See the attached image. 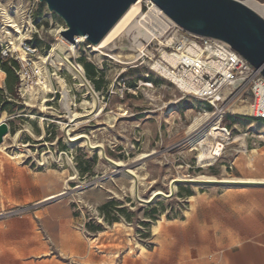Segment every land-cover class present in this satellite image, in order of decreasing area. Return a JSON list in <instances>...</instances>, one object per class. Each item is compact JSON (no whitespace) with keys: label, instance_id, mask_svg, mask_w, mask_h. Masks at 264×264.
Segmentation results:
<instances>
[{"label":"rangeland","instance_id":"rangeland-1","mask_svg":"<svg viewBox=\"0 0 264 264\" xmlns=\"http://www.w3.org/2000/svg\"><path fill=\"white\" fill-rule=\"evenodd\" d=\"M140 8L145 11L143 3ZM65 28L38 0H0V118L4 114L9 127L0 150V264H264V187L180 182L171 196L147 205L122 176L131 169L140 177L142 200L155 191L168 194L177 177L264 179V122L249 114L248 86L215 110L181 93L151 65L134 62L142 37L135 30L98 51L85 40L69 50V62L83 69L99 105L70 129L65 106L88 114L93 98L55 58L54 48L68 51ZM24 46L36 53L26 54ZM5 60L19 64L13 94L6 90ZM195 118L199 126L190 133ZM223 126L229 133L224 149L203 169L200 144L206 149L212 129ZM68 133L86 134L124 166L116 170L97 150L71 147ZM5 152L21 157L9 160ZM189 194L197 197L188 200ZM51 195L59 196L44 201Z\"/></svg>","mask_w":264,"mask_h":264},{"label":"water","instance_id":"water-1","mask_svg":"<svg viewBox=\"0 0 264 264\" xmlns=\"http://www.w3.org/2000/svg\"><path fill=\"white\" fill-rule=\"evenodd\" d=\"M60 17L65 29L61 36L75 43L77 36L98 45L121 19L129 7L138 0H38ZM173 24L198 37L211 38L228 44L264 79V18L237 0H151ZM9 127L0 123V145ZM93 149V148H92ZM103 159L119 169L104 155ZM194 183L190 181H180ZM176 185L178 182H175ZM208 185L236 184L264 186V183L197 182ZM135 191L137 185L134 186ZM151 204L156 198L141 200Z\"/></svg>","mask_w":264,"mask_h":264},{"label":"bare ground","instance_id":"bare-ground-1","mask_svg":"<svg viewBox=\"0 0 264 264\" xmlns=\"http://www.w3.org/2000/svg\"><path fill=\"white\" fill-rule=\"evenodd\" d=\"M145 1H148V0H138L136 3L132 4L129 7V9L125 12V14L121 17V19L114 25V27L109 31V33L103 38V40L98 45H94V46L92 45V48H94L95 50L98 51L99 49H102L104 46H106L107 44H109L110 42L115 40L120 34H122L124 32L128 33L131 30H135L137 32V36H142V37L146 38L147 35H148L147 34V29L144 28L141 25L143 23L139 19V18L142 17V14H143V12L141 11L140 6ZM243 4L246 5L247 7H249L250 9H252L257 14H259L260 16H262L264 18V5H262L261 3H259L256 0H245L243 2ZM19 10H20V8H19ZM156 13H158V12L156 11ZM165 24H167V22H165ZM13 27L15 28L16 39L19 40V41H22L23 34L20 31L18 25L13 24ZM7 33H8V31H7ZM8 35L10 36V32L8 33ZM75 40H76L75 43H68V42L66 43L68 51L64 50L62 47L54 48L53 51H55L56 60L59 63H62L66 67V70L69 71L72 74V76H74L75 80H78L83 86H86L87 90L89 91V93L92 95V98H93V101H92V104H91V106L93 108V111L91 113L84 114V115L76 113V112L74 113V112H71L68 109L69 104H67L65 106V110L69 113V118H68L69 119V124L67 125V127L70 128V129L73 128L74 126H77L80 122H83L84 120L91 118L92 115H94L95 111H97L96 108H98V105H99L98 101L96 99L97 97L95 96V94L92 91V89H90V87L88 86V83L85 81V79L83 77V69L82 68L78 69L76 67H73V65L69 62L70 53H71V52H69V50L70 51H74V49L77 48V46L79 44L84 43L86 39H85V37L77 36L75 38ZM186 42H187V44H186V47H185V51L187 53L195 55V56H201L202 55L203 49L197 42H195L193 40H191V41L186 40ZM60 45H62V44H60ZM9 46L12 49H16V45L12 41L11 38H10ZM134 47L138 48L139 45L137 43H135ZM94 52H96V51H94ZM161 57H162V62L155 61L153 64H151L152 70H154L156 73L162 75L167 81L171 82L181 93L196 94L198 92V87L200 86L203 78L201 76L195 77V76L191 75L189 72L184 71V70L180 71L179 65H178V58L175 55H170V54L166 53V54H163ZM23 59L24 60L26 59L25 56H23ZM209 59H211V58L209 57ZM35 67H36L35 68L36 72H37L38 76L40 77L39 82H37V83H38V85H40V87H42V90L44 91V90L47 89V86L45 84V80H43V78H42L41 70L39 69V67L37 65ZM207 67H208L209 73H211V71L213 69H217L218 68V63L215 60L211 59V60H209L207 62ZM48 88H49V86H48ZM62 91H63V89H62ZM262 95H263V98H264V90L262 92ZM86 104H88V103L85 102L82 105H86ZM83 107H85V106H83ZM230 109H232V108H230ZM240 109H241V107H240ZM117 110H121V108H118ZM201 115L202 114H199V117ZM203 115L205 117H207L208 113L206 111H203ZM4 118H5V115L2 114V116L0 118V123L3 122ZM110 119H111V117H110ZM207 119H208V117H207ZM197 126H199L198 125V118H195L194 119V123L191 126L188 127V132H190V133L195 132L197 130V128H196ZM198 130H199V128H198ZM65 131L67 132V129ZM67 135H68L67 142H68V144L71 147H74L75 145H80V146L84 145L89 150H97L102 158H103V155H104L110 162L114 163L119 168H122L124 166L121 161H114V160L108 158L106 156V154L104 153V151H103L104 150L103 145L92 141L91 138L89 136H87L86 134H83V133L70 134V133H68ZM210 136H211L212 142L209 143L208 146H206V149L205 148L202 149L203 144L202 143L200 144L201 152L199 151L200 152L199 158L201 160H200L199 164H201V168H203V169L210 167V165L212 163L211 161L215 159V156H220L221 155V152L224 149V144L223 143L227 140V138H225V136L223 135L222 131L219 128H217V127H214L212 129V131L210 133ZM15 137L13 138V140L15 139ZM5 139H6V137H4V141H5ZM3 147H4L3 144H1L0 145V150L4 151ZM4 154L9 158V160H15L16 161L17 159H19L21 157V156L16 155V154H8L6 152ZM249 165L250 166L252 165L251 162H249ZM114 168L116 169V167H114ZM122 176L127 178L128 181L130 180V182H131L130 190H131V193L133 194L134 198H135V195L137 193V197L142 200L141 196L139 195V181H140V177L131 169L124 170V173H123ZM176 181L178 183H180V181L194 182L192 184L195 185V186H207L208 185V184H205V183H197V182L264 183V179H252V178L231 177V178L217 179L216 177L199 175L196 178L185 180L183 178L177 177L176 179L172 180L169 183V185H168L169 186L168 187V189H169L168 190V194H164L162 191H155L153 193L152 197H155V198L161 197V198H163V197L171 196L175 192V189H177L176 188V183H175ZM135 185H137V190L136 191H135V188H134ZM224 185L225 186H236V184H224ZM243 186H245V185H243ZM61 194H63V192L60 193L59 195H61ZM59 195H51V196L45 198L44 201L51 200V199H53V198H55V197H57ZM193 199L194 198L191 197L189 200H193ZM164 221H165V218L163 216L161 218V220L158 222V225L154 228V231H158V229L160 228L162 222H164Z\"/></svg>","mask_w":264,"mask_h":264},{"label":"built area","instance_id":"built-area-1","mask_svg":"<svg viewBox=\"0 0 264 264\" xmlns=\"http://www.w3.org/2000/svg\"><path fill=\"white\" fill-rule=\"evenodd\" d=\"M145 11L139 18L147 29V37H138L134 62L139 65H151L155 61L162 62L163 54L175 55L178 58L179 69L187 71L195 77L203 78L198 92L193 94L204 102V106L217 110L222 101L234 90L248 86L253 96L249 106L250 116L264 122V79L259 71L252 68L228 44L211 39L191 35L173 24L151 0L143 2ZM156 11L158 13H156ZM167 22V24H165ZM145 30V29H144ZM146 31V30H145ZM200 39L203 49L201 56H195L185 51L186 36ZM26 54L34 55L36 50L24 46ZM218 63V68L208 71L207 62L211 59ZM151 69V66H150ZM152 86L151 84H146ZM235 93V92H234ZM225 137L229 135L227 127H221ZM219 156H215V160Z\"/></svg>","mask_w":264,"mask_h":264},{"label":"trees","instance_id":"trees-1","mask_svg":"<svg viewBox=\"0 0 264 264\" xmlns=\"http://www.w3.org/2000/svg\"><path fill=\"white\" fill-rule=\"evenodd\" d=\"M1 63L3 65V71L6 74V90L9 92V94H13V86L17 83V78L14 73L19 70V64L17 62H11L8 60L2 61ZM9 63L11 64L10 66L8 65ZM88 76H91V72L88 73Z\"/></svg>","mask_w":264,"mask_h":264},{"label":"crops","instance_id":"crops-1","mask_svg":"<svg viewBox=\"0 0 264 264\" xmlns=\"http://www.w3.org/2000/svg\"><path fill=\"white\" fill-rule=\"evenodd\" d=\"M2 168H3V167L0 166V170H3ZM24 173H26V172H24ZM216 185H221V184H216ZM238 186H240V185H238ZM241 186H243V185H241ZM245 186H251V187H264V186H257V185H245ZM191 197H193V198L195 199L197 196H196V195H193V194L190 195V196L188 195V196H187L188 200H189Z\"/></svg>","mask_w":264,"mask_h":264}]
</instances>
